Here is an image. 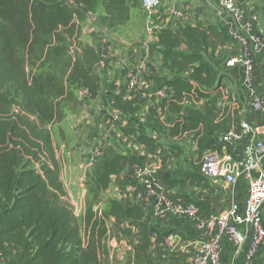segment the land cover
<instances>
[{
	"label": "trees",
	"instance_id": "trees-1",
	"mask_svg": "<svg viewBox=\"0 0 264 264\" xmlns=\"http://www.w3.org/2000/svg\"><path fill=\"white\" fill-rule=\"evenodd\" d=\"M131 11L128 0H0V252L11 264H151L154 259L143 207L128 197L126 204L112 199L104 210H95L113 181L127 192L121 176L126 165L130 160L144 165L147 154L125 155L109 147L87 172L88 197L79 217L66 199L57 152L55 126L81 112L80 92L93 100L102 87L95 72L101 57L83 40L84 24L98 15L100 28L115 29L127 24ZM154 33L165 64L157 84L163 80L173 93L157 109L150 107L153 132H141L138 143L148 151L158 145L162 130L175 149L192 135L201 161L184 170L180 182L186 189L187 181L206 177L202 158L213 149L215 134L242 119L243 99L226 96L230 75L217 63L221 53L235 55L238 48L227 29L213 23L189 24L181 35L165 27ZM116 88L111 105L126 122L121 131L137 134L146 99L134 103ZM188 100L205 102L204 108H193ZM183 200L202 218L212 215L189 194ZM111 218L130 222L143 239L137 244L134 227L122 229L131 246L125 262L109 245L112 237H122L111 234ZM157 234L194 237L183 228Z\"/></svg>",
	"mask_w": 264,
	"mask_h": 264
},
{
	"label": "built area",
	"instance_id": "built-area-1",
	"mask_svg": "<svg viewBox=\"0 0 264 264\" xmlns=\"http://www.w3.org/2000/svg\"><path fill=\"white\" fill-rule=\"evenodd\" d=\"M211 2L225 16L224 26L238 48V53L229 56L225 63L229 73L234 75V83L229 81L230 78L227 80L225 93L235 100L242 98L248 110L261 114V121L253 123L243 118L216 133L213 149L203 154L202 173L222 180L233 195L238 193L242 197L234 196L224 211L204 219L194 204L170 196L169 185L156 176L158 166L132 164L133 173L153 204V218L170 215L180 222L184 219L192 221V264H228L224 255L226 243L234 247L236 264H253L264 246V73L258 77L260 67L264 68L262 17L259 9L240 0ZM142 5L148 18H152L162 7L163 0H142ZM170 12L177 18L184 16V11L177 6ZM123 70L126 72L122 90L125 99L134 103L146 99L142 106L157 109L169 96L168 90L151 77L154 71L150 60L140 61L133 67L123 66ZM141 132L138 128L136 135ZM129 165H126L127 169ZM0 264H11L1 252Z\"/></svg>",
	"mask_w": 264,
	"mask_h": 264
},
{
	"label": "rangeland",
	"instance_id": "rangeland-1",
	"mask_svg": "<svg viewBox=\"0 0 264 264\" xmlns=\"http://www.w3.org/2000/svg\"><path fill=\"white\" fill-rule=\"evenodd\" d=\"M164 2L165 0H163V3ZM132 9L135 14V21L126 24L122 28L121 26L115 29L100 28L97 24L98 15L91 16L84 24L83 40L92 43L97 48L103 63L106 58L109 60L111 59L114 63H116L117 60L120 61L118 71L119 76L122 75V82L118 77L117 80H108V82L102 83L98 95L100 101L89 100L83 91L79 93L80 103L82 105L81 112H83L84 115H89L91 118H94L97 113L103 115V117L109 119L107 125L102 131L90 127L88 134L84 135V133L78 130L81 124L80 112L78 114H70L60 125L55 126L58 144V160L61 169V177L67 193L66 199L73 206L76 215L79 217L84 215L86 207L88 197V189L86 186L87 172L91 169L92 163L101 158L109 147H113L118 152L125 155L140 156L142 152L144 153L145 151L144 148L139 145L138 136L136 134L126 135L121 131V127L124 126L126 122L120 113L114 110L111 105L112 90L114 87H118L120 91L124 88L123 78L126 72L123 70V66L133 67L138 64L137 60L142 56L141 51L143 47L151 45L152 32L155 30V27H158L156 23H153V16L156 12H154L152 18H148V12L144 9L142 0H136V4L135 0H133ZM100 13H102V11H100ZM154 25L156 26L154 27ZM233 50L236 51V49ZM129 53L130 55H128ZM232 53L233 52L229 51L228 54H225L218 65L225 73L230 75L229 81L234 83V75L230 74L229 70L225 67L227 58L233 55ZM99 70L98 68V71ZM157 74L158 73L151 74V77L156 82ZM149 109L150 107L148 106H142L137 116L138 128H140L141 131L145 130L146 133L153 132V129L148 128V124H150ZM59 128L63 129L62 135L59 132ZM160 131V133H157V144L163 147L161 155L166 161V165H164L163 162L148 163V165L158 166L159 171H157L156 176L161 178V180L164 179L166 181L165 183L163 180L164 184H171V189L177 183H181L180 178H182L184 170H194L195 166L200 164L201 159L190 142L183 143L173 149L165 133L162 132V130ZM129 164V168H126L121 175L122 180L126 182V184H134L141 187L142 184L135 178L132 166V164H139L133 160H130ZM198 180L203 181L207 187L211 186L210 184L212 181L209 177L199 178ZM127 196L129 197V193L121 190L116 185L115 181H113L109 189L101 194V201L95 206V210H104L108 201L112 199L120 200L126 204ZM149 217V219L154 220L153 217ZM108 226L111 234L114 236L119 234L122 235V229L126 226L134 227L130 222H123L116 218H111L108 221ZM148 228L153 229L149 225ZM151 234L153 237H158V234L154 231H152ZM133 238L137 244L143 242L140 231L135 227ZM109 245L118 259L125 262L131 250V246L128 244L126 237L122 235L120 240H118L117 237H112L109 239ZM171 254L176 255L178 253L175 251L171 252Z\"/></svg>",
	"mask_w": 264,
	"mask_h": 264
},
{
	"label": "crops",
	"instance_id": "crops-1",
	"mask_svg": "<svg viewBox=\"0 0 264 264\" xmlns=\"http://www.w3.org/2000/svg\"><path fill=\"white\" fill-rule=\"evenodd\" d=\"M240 1L245 5L252 6L255 9H259V12L261 13L262 17L260 21V26L264 30V7L262 6L261 2L259 0ZM132 2L133 0H128V3L131 7ZM175 6L181 8L184 11V16L182 18H177L171 14L170 10L172 7ZM225 19L226 18L223 13L218 8H216V6L214 5V3L211 2V0H165L162 7L156 10V14L153 16V23H156L158 25L157 28L155 27L156 25H154V29L165 27L172 29L176 33L181 35L182 30L186 28L189 24H197L199 22H203L213 23L216 26L225 27ZM133 21H135V14L132 9L131 19L127 22V24H130ZM123 26H121V28ZM152 33L153 34L151 35V45L148 47H143L141 51L142 56L141 58L139 57L137 61L140 62L143 60H150L153 65L154 73H158L157 77H159L165 73V64L163 62L162 55L158 52V47L156 45L158 38L155 35L154 31ZM225 54H228V52H223L218 56V64H220V61H222ZM128 55H130V53ZM104 61L106 62H104L106 66L101 59L97 65V69L95 68V72L97 75L100 76L102 83H106L108 82V80H117L118 77L122 82V75L119 76L118 71L120 61L117 60L116 63H114L111 59L109 60L108 58H106ZM98 68L100 69L99 71ZM262 73H264V68H262L261 66L260 70L258 71L259 78ZM161 82L162 84L160 86H164L168 90L170 96L173 93V87L169 84H166L163 80ZM116 90L118 91L119 88H116ZM226 96L230 97L228 94H226ZM93 100L100 101L98 97ZM187 105L193 108L202 109L204 108L205 102L196 104L192 100H188ZM243 118L248 119L253 123H259L261 121V114L256 111H250L244 106V109L242 111V119ZM108 121V118L103 117V115H100L98 113L94 118H91L89 115H84L83 112H81V124L78 130L81 133H84V135L88 134L90 127L94 129H100V131H102L107 125ZM186 142H190L193 148L196 149L192 135H189L184 142L175 145L179 146ZM162 149V146L156 145L150 148L148 151H144V153L142 152V155L145 153L147 154V159L144 163L148 164L154 162H163V164L166 165V161L161 155ZM211 181V186L207 187L203 181H199L198 179H191L186 182V189H184V184L177 183L173 188H169V193L170 196L174 199H181L185 197L187 193L190 196L194 197L197 201L204 203L206 208L211 212V214L220 213L224 211L229 206L234 196L242 197L238 193H236V195H233L230 188L226 186L222 180L217 178H211ZM169 187H171V184L169 185ZM126 191L129 193V199L134 205H140L144 208V210L146 211L144 221L147 225L153 228H149V234L151 236V245L154 249V259L151 264H192L193 242L191 241V239H183L179 235H158V237H153L151 234L152 231H154L156 234L158 232L163 233L170 228H183L185 230L189 229L192 231V221L190 219H184L182 220V222H180L179 220L170 215L161 219L154 218L155 221L149 219V216H151L152 218L151 209L153 207V204L145 196L142 188L138 185L127 184ZM241 192L243 195L245 194L244 190H241ZM225 247L226 248L224 255L226 262L228 264H236V254L234 247L228 243H226ZM175 251L178 254L172 255L171 252ZM253 264H264V246L262 247L258 257L254 260Z\"/></svg>",
	"mask_w": 264,
	"mask_h": 264
}]
</instances>
